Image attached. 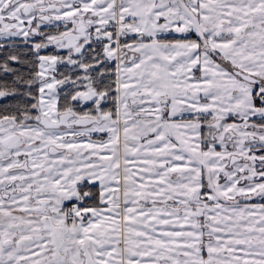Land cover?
I'll use <instances>...</instances> for the list:
<instances>
[{
  "label": "snow or ice",
  "instance_id": "6c2138e0",
  "mask_svg": "<svg viewBox=\"0 0 264 264\" xmlns=\"http://www.w3.org/2000/svg\"><path fill=\"white\" fill-rule=\"evenodd\" d=\"M0 264H264V0H0Z\"/></svg>",
  "mask_w": 264,
  "mask_h": 264
}]
</instances>
